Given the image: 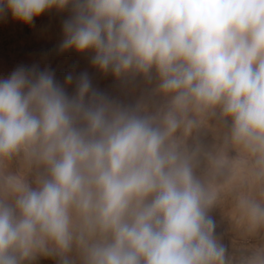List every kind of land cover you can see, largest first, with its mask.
Instances as JSON below:
<instances>
[{
	"label": "clouds",
	"instance_id": "clouds-1",
	"mask_svg": "<svg viewBox=\"0 0 264 264\" xmlns=\"http://www.w3.org/2000/svg\"><path fill=\"white\" fill-rule=\"evenodd\" d=\"M53 9L70 11L61 51L155 79L164 103L122 106L86 72L0 79V264H233L185 138L219 116L264 177V0H0L29 26ZM240 204L264 224V203ZM238 264H264V248Z\"/></svg>",
	"mask_w": 264,
	"mask_h": 264
},
{
	"label": "rangeland",
	"instance_id": "rangeland-1",
	"mask_svg": "<svg viewBox=\"0 0 264 264\" xmlns=\"http://www.w3.org/2000/svg\"><path fill=\"white\" fill-rule=\"evenodd\" d=\"M69 16L68 10L53 9L35 18L29 26L15 20L10 12L0 14V79L7 78L19 66L49 68L62 85L68 73L78 77L86 72L93 88L117 104H143L149 111L163 105V99L153 91L155 79H117L110 72L104 74L93 67L91 53L61 51L63 22ZM66 91L75 94V81ZM185 139L194 153L197 175L217 193L209 210L216 222V234L226 245L233 264H238L242 257L264 248V224L254 226L240 204L241 196L264 203V177L258 175L256 157L231 141L230 125L219 116L203 117L200 127ZM12 167L19 168V164L13 162ZM36 264H56V260L41 257Z\"/></svg>",
	"mask_w": 264,
	"mask_h": 264
}]
</instances>
